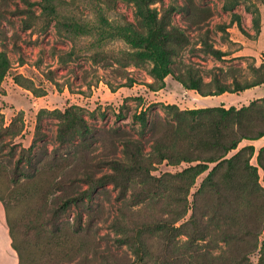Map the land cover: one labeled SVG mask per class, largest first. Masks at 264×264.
Returning <instances> with one entry per match:
<instances>
[{"label": "rangeland", "instance_id": "1", "mask_svg": "<svg viewBox=\"0 0 264 264\" xmlns=\"http://www.w3.org/2000/svg\"><path fill=\"white\" fill-rule=\"evenodd\" d=\"M151 6L178 38L163 80L116 35L145 33L128 0H0V202L21 264H137V250L142 264H264V229L252 240L244 224L264 218L251 185L264 189V0ZM232 143L239 160L218 173L226 202L206 177ZM114 158L140 172L81 195L87 175L115 176ZM161 220L178 227L171 239Z\"/></svg>", "mask_w": 264, "mask_h": 264}, {"label": "trees", "instance_id": "2", "mask_svg": "<svg viewBox=\"0 0 264 264\" xmlns=\"http://www.w3.org/2000/svg\"><path fill=\"white\" fill-rule=\"evenodd\" d=\"M42 1H50V0H42ZM133 3L135 6V12L136 14L141 18L143 25L145 26V33H140L136 29H134L130 24L124 25L122 27L116 28V35L121 36L127 43L132 45L136 48L135 52L133 53V57L138 61H145L148 60L151 62V68L150 73L152 76L159 80H163L167 75L171 73L170 68V62H171V49L167 46V43L172 39H178L177 36L172 34L168 29V21L166 20V13H163L159 16V12L155 7H152L151 4L155 2L156 0H128ZM48 8V6L46 7ZM208 47V46H207ZM209 52L217 57H222L224 55V52L221 50H217L215 48H209ZM10 67V61L5 54L4 51L0 50V81L5 76L6 72L8 71ZM189 89L197 90V85L191 84L188 86ZM225 91H228L225 88H219L218 94H221ZM234 108L224 109L221 108L222 115H228L231 110ZM203 110V108L199 109H191L188 110L189 113H196ZM137 118L140 120L141 124L144 125L146 120L144 118L143 114L137 115ZM81 120H79V123ZM74 120L70 121V123L63 129H60V138L64 139V134L66 131L70 128V124H73ZM264 133H262L260 136H262ZM248 139H255V138H248ZM236 148V143H232L230 146H226L222 149V154L219 158L216 159V164L210 169V171L207 174V184L216 190H218V193L220 194V197L225 200L226 202H229V196L227 194L219 192V189H221V181L220 178H218V173L222 167H225L226 170L232 171L235 168L236 161L239 160L237 155L239 152L227 157V153L229 150ZM249 149L250 154L254 152V146L248 145L243 149ZM264 147L260 150L263 151ZM108 163L111 164V168L113 169L114 174L112 173H106L98 178H93L90 175H87L85 177L86 183L89 184V187L81 192V195L90 196L91 194L88 192L90 188H92V184L96 183L97 185H102L104 182L108 181L107 179H111V181L117 182L118 175H134L136 173L140 172V165L135 159V161L127 166L124 165L123 162L118 160L117 158L111 159L108 161ZM197 166L192 167L194 175H197L203 171L202 168L196 169ZM207 166H204L205 168ZM241 167L250 172L253 173V170L255 171V167L251 166L247 161L243 162ZM263 173H264V165H262ZM264 179V176H263ZM258 177H254L251 180L252 187L254 186V189L261 191V195L264 196V189L259 186ZM122 188V187H121ZM120 188V193L122 192V189ZM76 196H70L63 200V207L67 206L70 203H76L77 201ZM218 210H220V204H218ZM215 210V209H214ZM191 217L193 226H199V224H203L199 217L196 216ZM231 221H235V219H231ZM244 224L248 227V234L250 237L255 238V240L259 239L260 234L262 233V230L264 229V218L260 220H254L249 224L248 220L244 221ZM8 227V226H7ZM155 229L165 230L169 238L173 237V234L176 233L178 227L174 225H169L165 220H161L158 222L155 226ZM150 229V228H148ZM8 232L11 238V246L16 251L18 256V264H21L22 262V256L20 253V250L18 247H16L13 243L12 234L10 227H8ZM119 241L124 240L123 238H118ZM138 257L136 262L137 264H142L143 259L141 256V253L137 250Z\"/></svg>", "mask_w": 264, "mask_h": 264}, {"label": "crops", "instance_id": "3", "mask_svg": "<svg viewBox=\"0 0 264 264\" xmlns=\"http://www.w3.org/2000/svg\"><path fill=\"white\" fill-rule=\"evenodd\" d=\"M0 264H18V256L11 246V238L4 218V209L0 202Z\"/></svg>", "mask_w": 264, "mask_h": 264}]
</instances>
